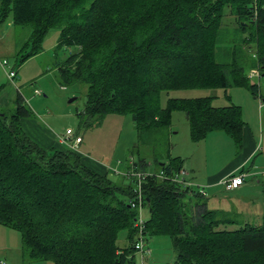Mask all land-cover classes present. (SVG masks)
Masks as SVG:
<instances>
[{
    "label": "trees",
    "instance_id": "16d2710c",
    "mask_svg": "<svg viewBox=\"0 0 264 264\" xmlns=\"http://www.w3.org/2000/svg\"><path fill=\"white\" fill-rule=\"evenodd\" d=\"M225 16L235 18L237 39L223 35ZM7 19L14 26L15 67L43 50L51 29L59 30L57 49L70 48L53 62L61 83L86 87L80 122L93 127L109 114H129L139 143L168 145L151 175L117 182L111 171L102 175L84 165L76 151L43 149L29 138L20 119L36 113L17 90L13 106L0 107V224L20 233L24 258L136 264L135 222L147 208L143 233L147 242L171 238L176 259L170 264H264V217L259 225L231 228L234 214L209 209L197 187L177 182L185 166L169 149L176 111L185 113L194 143L217 131L240 148L241 106H215L211 96L168 97L161 105L171 90L233 87L264 103V0H0V27ZM21 33L26 36L18 40ZM247 70H257L259 81ZM127 163V170L148 173L145 158Z\"/></svg>",
    "mask_w": 264,
    "mask_h": 264
},
{
    "label": "rangeland",
    "instance_id": "374dc122",
    "mask_svg": "<svg viewBox=\"0 0 264 264\" xmlns=\"http://www.w3.org/2000/svg\"><path fill=\"white\" fill-rule=\"evenodd\" d=\"M223 19V35L230 40L237 39L238 32H236L235 18L229 19L225 16ZM25 36V33L18 34L17 39H24ZM58 37L59 30L51 29L45 36L43 50L22 63V66L15 67L14 43L16 39L14 26L11 25V20L7 19L0 27V46L3 48V53L0 50V54H2L0 56L7 57L9 61L8 69L13 67L17 70V76L14 78L16 86H13L12 82L7 79L6 71L0 66V87L4 86L5 89H9V86H13L14 90L15 87L19 89L31 109L36 112V116L32 118L41 117L46 123L48 121L53 124L55 130L60 134L65 133L67 128H71L75 133L83 136L84 140L79 148L81 153L94 160L97 159L112 164L111 168L117 169L120 173H125L128 158L138 160L139 157H142L148 163V172L153 173L158 167L155 157L165 156L168 145L165 147L163 143L153 147V145L139 143L134 122L129 114H109L101 124L93 127L80 122L78 113L80 114L84 110L86 87L83 84L65 87L62 85L53 62L56 59L63 60L69 53L70 48L57 49ZM250 57L249 55L248 60ZM249 70H247L248 75H250ZM250 78L252 82L259 81L256 76L251 77L250 75ZM260 84L261 92L264 94L263 81ZM37 90L40 91V94H35ZM228 95H230L231 101L227 99ZM208 96L213 97L212 104L215 106L222 107L230 102L240 104L243 109L244 120L252 128H256L261 121L264 123V103H261L257 97H254L251 92L244 88L171 90L169 93L165 92L162 95L161 105L165 107L168 97L193 98ZM11 104L12 102L7 107L1 108L7 109L13 106ZM171 129L175 132V134H171L169 140L171 155L173 157L183 156L188 158L193 155L194 160L196 158L201 163L204 162L201 168L199 167L201 171H214L223 168L233 160L239 148L234 145L225 132L217 131L210 133L205 140L194 143L183 111H176L172 114ZM257 134L260 135L258 131ZM261 145L262 151L256 152L247 163L248 169H252V166L255 165L254 173H256V176L247 185L250 189L247 191L246 198L237 200L234 198L236 193L226 191L225 198L227 200L225 202L220 200L223 202V211L234 214L231 217L237 220V223L231 228H237L246 222L253 225L262 223L264 217V139ZM123 175L111 170L109 177L119 182ZM208 198L210 199L211 196L209 195ZM229 202L232 204L229 205ZM246 202L247 204H245ZM211 205L214 204L211 203ZM232 206H236V208ZM148 216V209L145 208L143 217L146 219ZM125 243L126 234L121 231L119 232L118 245L124 246ZM147 247L151 250L150 254H145L142 257L140 253H137L135 256L136 264H170L175 262L176 252L170 237L155 235V237L149 239ZM1 248H9V252L12 251L9 256L12 255L11 261H13L15 253L22 248L20 233L0 224V250H2ZM4 253L0 251V256Z\"/></svg>",
    "mask_w": 264,
    "mask_h": 264
},
{
    "label": "crops",
    "instance_id": "0c3cea01",
    "mask_svg": "<svg viewBox=\"0 0 264 264\" xmlns=\"http://www.w3.org/2000/svg\"><path fill=\"white\" fill-rule=\"evenodd\" d=\"M2 49H3L2 46H0L1 53H3ZM16 76H17V72H16ZM10 82H12L13 86H16L14 79L10 80ZM13 86H9L10 87L9 89L7 88L5 89L4 86L1 88L0 107H7L9 103L12 101V99L15 97L14 96L15 93L19 89L15 87L14 90L12 88ZM238 88H242V87H238ZM242 117H243V109H242ZM48 123H49L48 121L46 123L39 116L36 118L24 117L20 119V124L22 126L23 131L38 146L42 147L43 149H50L55 147L61 151H66V147L63 145L60 137L62 134H60L55 130L53 124L51 123L48 124ZM244 123H245L243 128L244 136L241 147L238 148V151H236L233 160L230 163L226 164L223 168L216 169L214 171L212 170L201 171L199 167L201 168L204 162L201 163L199 159L197 160L196 158L194 160L192 158L193 155H191V157L189 158L181 156L184 162L183 165L188 170V175H187L188 178L194 183L195 187L197 186L204 187L206 191V196H205L206 204H208L209 209L212 208L217 210H224L222 204L223 202H225V200H227L225 198L226 191L236 193V196H234V198L237 200H240V198L245 199L247 195V191L250 189L249 187H247V185L252 181V178L256 176V173H254V167H255L254 165V167L252 166V169L250 168L246 171L249 175L246 177V182L243 185H240L238 189L232 191H228L227 189H224V185H223L224 179H226L228 176L232 175L233 173L237 172L239 169L243 167L247 168V163L254 156V154L260 150L262 151L261 144L264 139L263 121L257 124L256 128L250 127L245 120ZM257 131L260 133V135L257 134ZM173 134H175V132H173ZM80 147L81 145H79L76 152L81 157V161L84 163V165H87L93 171L98 172L99 174L102 175L107 174L109 171H111L112 164H107L103 161L92 159L88 155L81 153V151H79ZM257 182H259V180H257ZM209 195L211 196L210 199L208 198ZM220 200H222L223 202ZM211 203L214 205L212 206ZM231 204L232 203L229 202V205ZM245 204H247V202ZM239 205H243V204H239ZM232 207L236 208V206H232ZM1 249L2 250L0 251L5 253L2 256H0V259H4L5 264H54L51 261L37 262V261H32L30 259H26L23 257V252L21 249L18 250L17 253H15L14 260L11 261L12 255L9 256V254H11L12 251L9 252L10 251L9 248H1Z\"/></svg>",
    "mask_w": 264,
    "mask_h": 264
},
{
    "label": "built area",
    "instance_id": "2783aa9c",
    "mask_svg": "<svg viewBox=\"0 0 264 264\" xmlns=\"http://www.w3.org/2000/svg\"><path fill=\"white\" fill-rule=\"evenodd\" d=\"M0 66L6 71V75L9 78H13L16 74L15 70L13 68L8 69V61L6 59H2L0 58ZM249 74L251 75V77H258L259 79V74L257 70H251L249 72ZM36 93H39V91L37 90ZM61 141L63 143V145L73 151H76L78 149V145L80 144L81 140H82V136L76 135V133L73 131V129L71 128H67V130L65 131V133H63L61 136ZM131 162V161H130ZM113 171H115L116 173L119 174H124L128 177L134 176V177H138V181H141L143 178H145V176L147 175H151V173H144V172H136L133 169H129L125 171V173H120L119 171H117V169H113ZM188 175V170L185 167L181 168V171L179 172L180 179L178 180L176 177V180L178 183H181V185L185 186V187H190L193 188L195 187L194 183L189 179L186 178ZM249 174L246 171L240 172L238 173V175H230L228 176L226 179H224L223 181V185H224V189H227L228 191H232L235 189H238L240 185H243L246 182V177ZM140 184H138L139 186ZM197 190H199V192L201 194H203L204 196H206V191L204 189V187L202 186H197ZM139 197H141L142 199V194L140 192ZM131 206L136 207V203L132 202ZM145 222L146 220L143 217V213L140 210V213L138 215V217L136 218V222H135V227L138 228V237L137 240L135 241V248L138 250L139 253L143 254V256L145 254H150L151 250L150 248L147 247V240L146 237L143 233L144 229H145ZM0 264H5V260L4 259H0Z\"/></svg>",
    "mask_w": 264,
    "mask_h": 264
},
{
    "label": "water",
    "instance_id": "95a60500",
    "mask_svg": "<svg viewBox=\"0 0 264 264\" xmlns=\"http://www.w3.org/2000/svg\"><path fill=\"white\" fill-rule=\"evenodd\" d=\"M0 113H1V111H0Z\"/></svg>",
    "mask_w": 264,
    "mask_h": 264
}]
</instances>
